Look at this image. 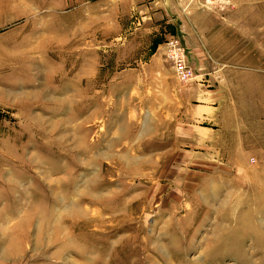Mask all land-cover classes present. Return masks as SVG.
<instances>
[{"label":"rangeland","instance_id":"1","mask_svg":"<svg viewBox=\"0 0 264 264\" xmlns=\"http://www.w3.org/2000/svg\"><path fill=\"white\" fill-rule=\"evenodd\" d=\"M0 264H264V0H0Z\"/></svg>","mask_w":264,"mask_h":264},{"label":"built area","instance_id":"2","mask_svg":"<svg viewBox=\"0 0 264 264\" xmlns=\"http://www.w3.org/2000/svg\"><path fill=\"white\" fill-rule=\"evenodd\" d=\"M164 57L172 65L175 78L181 84H189L194 78L193 69L188 64L187 55L177 39H168L164 44Z\"/></svg>","mask_w":264,"mask_h":264},{"label":"crops","instance_id":"3","mask_svg":"<svg viewBox=\"0 0 264 264\" xmlns=\"http://www.w3.org/2000/svg\"><path fill=\"white\" fill-rule=\"evenodd\" d=\"M199 93H200V92H199ZM200 94H201V96H203V97H205V96H206V97H209V96H210V94H209L208 91H201ZM197 96H198V95H197ZM202 107H203L204 109H207V108L209 109V108H210L209 104H208V105H203Z\"/></svg>","mask_w":264,"mask_h":264}]
</instances>
